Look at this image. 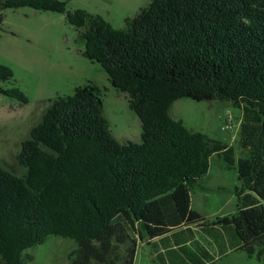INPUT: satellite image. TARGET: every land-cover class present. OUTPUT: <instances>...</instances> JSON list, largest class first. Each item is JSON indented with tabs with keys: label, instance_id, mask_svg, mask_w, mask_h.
I'll return each mask as SVG.
<instances>
[{
	"label": "trees",
	"instance_id": "obj_1",
	"mask_svg": "<svg viewBox=\"0 0 264 264\" xmlns=\"http://www.w3.org/2000/svg\"><path fill=\"white\" fill-rule=\"evenodd\" d=\"M24 7L66 14L83 56L128 96L142 142L111 134L93 83L50 101L15 162H0V264H26L50 237L75 243L67 264H135L140 242L161 264H215L234 251L264 264V0H150L124 29L68 11V0H0V32L4 11ZM13 78L0 64V94L28 104L2 86ZM181 99L240 109V155L175 119ZM215 156L240 186L237 211L208 220L191 195L210 190Z\"/></svg>",
	"mask_w": 264,
	"mask_h": 264
},
{
	"label": "rangeland",
	"instance_id": "obj_2",
	"mask_svg": "<svg viewBox=\"0 0 264 264\" xmlns=\"http://www.w3.org/2000/svg\"><path fill=\"white\" fill-rule=\"evenodd\" d=\"M150 0H68L67 10H85L102 16L116 29H124L127 18L136 17ZM84 44L79 42V31L70 25L66 14L37 11L30 7L4 11V31L0 32V64L8 66L14 78L2 84L21 88L29 98L28 104L0 94V162L13 164L22 142L37 125L50 101L58 96H70L78 86L93 83L102 90L104 115L111 134L120 142H142V125L131 110L128 96L112 87L108 74L98 63L83 56ZM227 111L238 109L220 101L198 102L192 99L176 101L171 115L182 120L194 132L231 143L239 150V133L224 131ZM235 131V130H234ZM212 172L205 178L208 191L195 190L192 208L213 220L237 211V196L233 191L217 189L224 179L231 183L235 168L227 173L226 164L213 157ZM225 176V177H224ZM212 217V218H210ZM76 248L73 241L59 237L25 252L26 264H67ZM135 264H161L153 246L139 243ZM215 264H260L256 257L234 251L218 257Z\"/></svg>",
	"mask_w": 264,
	"mask_h": 264
},
{
	"label": "crops",
	"instance_id": "obj_3",
	"mask_svg": "<svg viewBox=\"0 0 264 264\" xmlns=\"http://www.w3.org/2000/svg\"><path fill=\"white\" fill-rule=\"evenodd\" d=\"M223 103H227V102H223ZM228 105H231L230 103H228ZM232 106V105H231ZM232 117L233 118V121H234V125H235V127H234V130L232 131V132H230L231 134H232V137H233V139L235 138V136H234V134L237 132V130H238V127H240V125H241V123H242V111L240 110V109H238V113H234V112H232V111H227V113H226V116L224 117L225 118V120L228 118V117ZM221 141V140H220ZM223 142H225V141H223ZM225 143H227V142H225ZM229 144V143H228ZM229 145H231V143L229 144ZM240 155V150H238L237 149V156H239ZM217 159H220V158H218L217 157ZM222 169H224V171L225 172H229L230 170H229V168L227 167V166H224ZM211 172H212V165H211V167H210V171H209V173H208V176L206 177V178H208L209 176H210V174H211ZM235 176H234V178H233V180H231V183H226V181H225V179L222 181V182H220L219 183V185L217 186V189H219V190H221V191H224V190H228V191H233V188H234V190L236 191V188L237 187H239L240 186V181H239V178H238V173H237V171L235 172V174H234ZM225 177V176H224ZM203 185L205 186V187H207L205 184H204V181H203ZM208 188V187H207ZM209 189V188H208ZM236 194V193H235ZM263 204H264V199H263ZM198 212V211H197ZM201 214V213H200ZM203 216V215H202ZM204 218H206V219H208V220H210L209 218H207V217H205V216H203ZM210 218H212V217H210ZM207 240L208 241H210V239L209 238H207ZM204 241V240H203ZM206 244H207V249L210 251V245L206 242V241H204ZM203 242V243H204ZM145 244H148L149 245V243L148 242H144ZM212 250H214V247L212 248ZM138 252V251H137ZM230 253V252H229ZM228 253V254H229ZM227 255V254H226ZM225 256V255H224ZM137 257V256H136ZM136 261V260H135Z\"/></svg>",
	"mask_w": 264,
	"mask_h": 264
},
{
	"label": "built area",
	"instance_id": "obj_4",
	"mask_svg": "<svg viewBox=\"0 0 264 264\" xmlns=\"http://www.w3.org/2000/svg\"><path fill=\"white\" fill-rule=\"evenodd\" d=\"M234 127H235V125H234L233 118L230 116L225 120V122L222 126V129L224 131L232 132L234 130Z\"/></svg>",
	"mask_w": 264,
	"mask_h": 264
}]
</instances>
